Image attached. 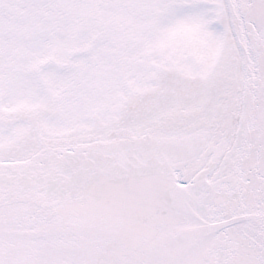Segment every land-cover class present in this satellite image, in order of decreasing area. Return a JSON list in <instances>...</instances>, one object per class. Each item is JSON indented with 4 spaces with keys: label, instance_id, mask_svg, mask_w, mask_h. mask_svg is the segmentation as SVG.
<instances>
[{
    "label": "snow or ice",
    "instance_id": "obj_1",
    "mask_svg": "<svg viewBox=\"0 0 264 264\" xmlns=\"http://www.w3.org/2000/svg\"><path fill=\"white\" fill-rule=\"evenodd\" d=\"M0 264H264V0H0Z\"/></svg>",
    "mask_w": 264,
    "mask_h": 264
}]
</instances>
